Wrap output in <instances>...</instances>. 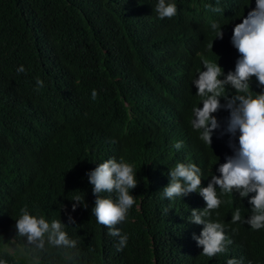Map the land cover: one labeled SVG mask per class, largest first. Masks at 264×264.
I'll return each mask as SVG.
<instances>
[{"label": "trees", "instance_id": "obj_1", "mask_svg": "<svg viewBox=\"0 0 264 264\" xmlns=\"http://www.w3.org/2000/svg\"><path fill=\"white\" fill-rule=\"evenodd\" d=\"M167 2L177 6L171 19L158 18V0H0V259L7 264H227L233 254L245 258L236 259L240 264H264V228H239L251 212L235 224L225 218L241 208L231 193L217 188L222 203L206 217L239 228L231 249L214 257L201 255L193 239L203 225L188 222L192 209L203 210L200 195L163 196L177 163L198 166L201 187L215 174L211 148L191 127L193 107H202L192 82L205 70L210 45L219 43L212 22L224 33L221 44L235 69L233 29L255 0ZM262 91L250 85L253 96ZM236 94L226 86L221 104ZM214 115L218 138L229 137L221 135L229 113ZM121 157L138 186L117 225L128 243L117 251L118 238L92 215L96 197L86 173ZM100 196L115 200V193ZM24 208L49 223L68 225L71 215L76 223L63 230L76 248L26 246L15 228Z\"/></svg>", "mask_w": 264, "mask_h": 264}, {"label": "clouds", "instance_id": "obj_2", "mask_svg": "<svg viewBox=\"0 0 264 264\" xmlns=\"http://www.w3.org/2000/svg\"><path fill=\"white\" fill-rule=\"evenodd\" d=\"M212 11L219 12L220 9L213 8ZM155 12L160 19H171L177 13V6L167 0H158ZM211 30L216 33L219 43L213 49V43L210 45L209 57L204 62L205 70L200 71L198 78L192 82L202 107H193L190 123L199 132L197 139L200 138L204 145L211 148L214 156L208 161L216 175L211 176L207 187H201V169L193 163H177L169 170V183L163 189V196L169 200L194 192L200 195L197 203L203 210L192 209L188 222L203 225L200 235L197 237L194 234L193 239L202 248L201 255L207 257L230 250L239 228L247 231L264 228V91L255 96L249 92L250 85L264 89V0H255V8L233 29L231 43L239 58L234 49L229 51L230 56L237 60L235 69L230 67L225 56L226 51L221 44L224 33L220 25L212 22ZM24 71L23 65L17 68L18 74ZM36 84L38 89L42 88L44 81L37 78ZM226 86L237 94L225 96V102L221 104ZM91 95L95 100L97 92L93 90ZM220 110L229 113L221 131L222 136L227 134L229 137L218 138L217 130L221 129V124L214 114ZM174 147L181 149L182 142ZM86 176L96 197L92 215L97 223L108 229L109 236L118 238L116 249L122 251L127 246L128 236L122 234L117 225L126 220L135 203V197L130 194V190L138 186L133 166L126 163L123 157L119 161L111 158L98 164ZM217 188L221 194L231 193L240 201L241 208L237 207L232 215L230 212L225 215V218H231V223L240 222L241 214L251 212L243 221L246 223L244 227L224 229L223 224L206 219L216 213L222 203ZM100 193H115V200L102 198ZM80 204L79 196L75 197L72 211L75 212ZM75 223L69 215L68 225ZM68 225L61 220L49 223L43 217L30 215L24 208L15 228L17 235L25 238L26 246L37 251L45 250L46 243L56 248L74 249L77 242L69 239L63 230ZM67 258L72 259L70 255ZM232 258L227 264H240L237 260H245L241 255L237 259L235 254ZM0 264L7 262L0 259Z\"/></svg>", "mask_w": 264, "mask_h": 264}, {"label": "bare ground", "instance_id": "obj_3", "mask_svg": "<svg viewBox=\"0 0 264 264\" xmlns=\"http://www.w3.org/2000/svg\"><path fill=\"white\" fill-rule=\"evenodd\" d=\"M174 66V65H173ZM178 70V69H177Z\"/></svg>", "mask_w": 264, "mask_h": 264}]
</instances>
